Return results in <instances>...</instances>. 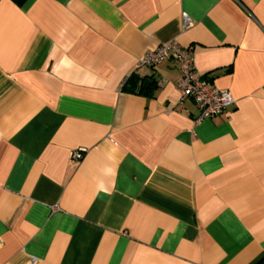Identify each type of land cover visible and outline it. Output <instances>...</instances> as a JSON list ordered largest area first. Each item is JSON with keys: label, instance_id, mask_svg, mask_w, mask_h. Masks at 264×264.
<instances>
[{"label": "crops", "instance_id": "crops-1", "mask_svg": "<svg viewBox=\"0 0 264 264\" xmlns=\"http://www.w3.org/2000/svg\"><path fill=\"white\" fill-rule=\"evenodd\" d=\"M0 264H264V0H0Z\"/></svg>", "mask_w": 264, "mask_h": 264}, {"label": "built area", "instance_id": "built-area-1", "mask_svg": "<svg viewBox=\"0 0 264 264\" xmlns=\"http://www.w3.org/2000/svg\"><path fill=\"white\" fill-rule=\"evenodd\" d=\"M182 21L184 29L190 28L193 24L186 15H183ZM167 60L176 65L180 75L177 83L178 102L183 103L185 100L191 99L196 104L199 110L197 122L220 116L233 104V98L229 91L216 88L197 73L193 63L192 51L182 48L174 40L149 52L138 63L137 67L155 66ZM84 151L83 149L73 151L71 159L74 161L81 160Z\"/></svg>", "mask_w": 264, "mask_h": 264}, {"label": "trees", "instance_id": "trees-1", "mask_svg": "<svg viewBox=\"0 0 264 264\" xmlns=\"http://www.w3.org/2000/svg\"><path fill=\"white\" fill-rule=\"evenodd\" d=\"M156 87L157 84L155 79L140 78L132 74L123 84V91L150 96Z\"/></svg>", "mask_w": 264, "mask_h": 264}]
</instances>
